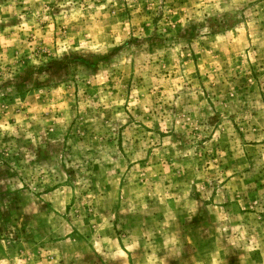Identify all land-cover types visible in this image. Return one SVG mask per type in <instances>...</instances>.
<instances>
[{
	"label": "clouds",
	"instance_id": "1",
	"mask_svg": "<svg viewBox=\"0 0 264 264\" xmlns=\"http://www.w3.org/2000/svg\"><path fill=\"white\" fill-rule=\"evenodd\" d=\"M0 264H264V0H0Z\"/></svg>",
	"mask_w": 264,
	"mask_h": 264
},
{
	"label": "rangeland",
	"instance_id": "2",
	"mask_svg": "<svg viewBox=\"0 0 264 264\" xmlns=\"http://www.w3.org/2000/svg\"><path fill=\"white\" fill-rule=\"evenodd\" d=\"M18 87H23V85H19ZM225 145H223V143L220 145V146H214V147H217V148H222V147H224ZM215 155H216V152L214 151L213 152V159L215 158ZM50 207V206H49ZM65 219H67V217H65ZM88 219H90V217L88 218ZM88 219H86L85 220V223H87L88 222Z\"/></svg>",
	"mask_w": 264,
	"mask_h": 264
}]
</instances>
